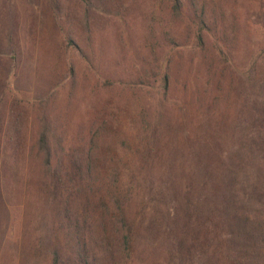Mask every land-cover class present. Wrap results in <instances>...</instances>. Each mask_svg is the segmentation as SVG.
Instances as JSON below:
<instances>
[{"label": "rangeland", "instance_id": "374dc122", "mask_svg": "<svg viewBox=\"0 0 264 264\" xmlns=\"http://www.w3.org/2000/svg\"><path fill=\"white\" fill-rule=\"evenodd\" d=\"M192 1L0 0V264H264V0Z\"/></svg>", "mask_w": 264, "mask_h": 264}, {"label": "trees", "instance_id": "16d2710c", "mask_svg": "<svg viewBox=\"0 0 264 264\" xmlns=\"http://www.w3.org/2000/svg\"><path fill=\"white\" fill-rule=\"evenodd\" d=\"M169 1L172 3V5L170 6L171 11L175 12V10H179L182 8V0H169ZM185 3L192 9L195 7V4L192 0H185ZM202 18H203L202 16H199L198 22L196 24V29L198 33L196 34V37L199 43L202 40V37H200V34L202 30L206 29L205 23L202 20ZM63 42L68 47H73V48L75 47L74 41L71 39V37L66 32L63 34ZM68 73L72 76L73 70L71 67H69ZM166 81H167L166 76L162 77L163 85L166 83ZM43 121L45 122V124L43 123L41 124L43 125L42 130L39 132L37 138L35 139L33 144L30 146V149L28 150V160L30 162V161H34L36 158L40 159L41 166L47 169L49 168L50 162L52 161L51 160L52 154H51V150L49 149L51 145L50 140H49L50 136L52 135L55 145L58 146L57 149L63 150V148L61 145H59V141L61 139L57 136V134H55V132H53L52 128L49 127V122L46 120H43ZM96 136H97V131L93 132L90 135L88 143L93 142V141L96 142L97 141ZM85 154L86 156L90 155V148L88 146L85 150ZM55 156H57V154ZM62 159H63V155L60 156V160H59L60 163ZM29 171H31L30 166H29ZM48 172L50 171L47 170L46 173ZM116 211H117V214L115 216L116 218L114 221V231L117 236V241H116L115 247L117 248V256L120 255V257L122 258V261L124 262L126 259L129 258V251H130V244H131L130 232H129L128 225L126 224L124 218L122 217L121 212L119 211V206H116ZM58 258H59L58 252H56V250L52 251V254L50 256V264H59L60 258L59 259Z\"/></svg>", "mask_w": 264, "mask_h": 264}]
</instances>
